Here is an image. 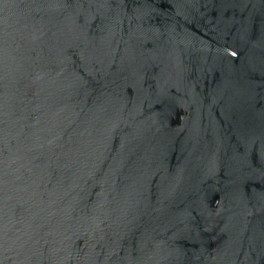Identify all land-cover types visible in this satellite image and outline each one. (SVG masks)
Masks as SVG:
<instances>
[{"label":"water","instance_id":"obj_1","mask_svg":"<svg viewBox=\"0 0 264 264\" xmlns=\"http://www.w3.org/2000/svg\"><path fill=\"white\" fill-rule=\"evenodd\" d=\"M0 264H264V0H0Z\"/></svg>","mask_w":264,"mask_h":264}]
</instances>
